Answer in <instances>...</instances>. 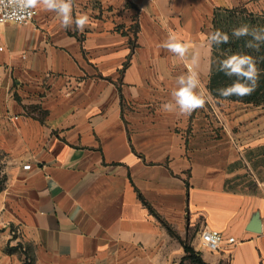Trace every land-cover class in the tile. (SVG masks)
Instances as JSON below:
<instances>
[{"label":"crops","instance_id":"obj_1","mask_svg":"<svg viewBox=\"0 0 264 264\" xmlns=\"http://www.w3.org/2000/svg\"><path fill=\"white\" fill-rule=\"evenodd\" d=\"M236 7L264 0H74L82 33L41 7L0 24V264H193L180 240L208 264H264V105L209 89L213 14ZM190 71L215 99L162 111Z\"/></svg>","mask_w":264,"mask_h":264},{"label":"clouds","instance_id":"obj_2","mask_svg":"<svg viewBox=\"0 0 264 264\" xmlns=\"http://www.w3.org/2000/svg\"><path fill=\"white\" fill-rule=\"evenodd\" d=\"M41 7L44 11L55 13L64 29L83 32L89 25L90 17L86 13H74V0H0V24L5 20H21L31 16L32 11ZM245 40V47L259 51L264 46V27H251L242 24L231 30V34L216 29L207 34L206 45L209 49L229 44L233 39ZM160 47L164 48L180 60H185L189 53V45L169 32L167 39ZM195 59V58H194ZM218 71L228 78L235 77L232 83L216 89L218 97L227 100L229 97L243 98L252 95L259 87L260 69L256 58L250 54L233 53L218 62ZM176 87L171 91V100L161 105L164 112L190 116L194 111L205 107L206 103L215 99L211 93L201 87L199 76L193 72L181 74L175 79ZM133 96L138 93L133 89Z\"/></svg>","mask_w":264,"mask_h":264},{"label":"trees","instance_id":"obj_3","mask_svg":"<svg viewBox=\"0 0 264 264\" xmlns=\"http://www.w3.org/2000/svg\"><path fill=\"white\" fill-rule=\"evenodd\" d=\"M213 31L216 29H221L225 32L231 34V30L235 27H239L242 24H248L251 27H264V12L261 15H255L253 13H249L243 7H236L232 9H215L213 14ZM249 38H242L240 40L233 39L229 44L222 45L220 47H213V55L215 64V70L211 75L209 89L210 91L217 96L216 89L227 86L232 83L231 79L224 75L223 72L218 71V61L224 59L227 55L233 53H241V54H250L256 58L257 66L260 69V80H259V87L256 91L250 95L243 98L239 97H229V99L233 100H241L246 103H253V104H264V46H261L259 51H253L252 49L246 48L245 40ZM140 198L142 202L147 205L149 208L150 206L147 202ZM151 209V208H150ZM152 211V209H151ZM163 224H165L168 228L169 226L161 220ZM170 230V228H169ZM171 233L172 230H170ZM185 252L183 259L190 260L193 264H208L202 260L200 254L189 245L187 241L180 240ZM22 264H29L27 260H24Z\"/></svg>","mask_w":264,"mask_h":264},{"label":"built area","instance_id":"obj_4","mask_svg":"<svg viewBox=\"0 0 264 264\" xmlns=\"http://www.w3.org/2000/svg\"><path fill=\"white\" fill-rule=\"evenodd\" d=\"M35 12L36 11L34 9L32 11L31 16H26L21 20H15V19L5 20L4 23L11 22V23H16V24H28L33 20ZM28 167H29L28 165L24 166V168H28ZM199 236H200L202 246L208 251L217 252L221 249L224 238L219 231L215 229L203 228L200 231ZM233 241L234 239L232 237L227 239L228 243H232Z\"/></svg>","mask_w":264,"mask_h":264},{"label":"water","instance_id":"obj_5","mask_svg":"<svg viewBox=\"0 0 264 264\" xmlns=\"http://www.w3.org/2000/svg\"><path fill=\"white\" fill-rule=\"evenodd\" d=\"M251 227L249 228L250 230L253 231H258V226H259V220L257 217H253V219L251 220Z\"/></svg>","mask_w":264,"mask_h":264},{"label":"rangeland","instance_id":"obj_6","mask_svg":"<svg viewBox=\"0 0 264 264\" xmlns=\"http://www.w3.org/2000/svg\"><path fill=\"white\" fill-rule=\"evenodd\" d=\"M263 104V103H262ZM264 105V104H263ZM189 237H191L190 235H189Z\"/></svg>","mask_w":264,"mask_h":264}]
</instances>
